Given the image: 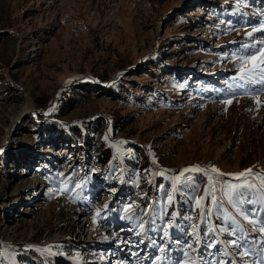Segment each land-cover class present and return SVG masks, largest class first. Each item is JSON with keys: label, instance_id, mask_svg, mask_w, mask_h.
<instances>
[{"label": "rangeland", "instance_id": "1", "mask_svg": "<svg viewBox=\"0 0 264 264\" xmlns=\"http://www.w3.org/2000/svg\"><path fill=\"white\" fill-rule=\"evenodd\" d=\"M261 40L264 0H0V264H264Z\"/></svg>", "mask_w": 264, "mask_h": 264}, {"label": "snow or ice", "instance_id": "2", "mask_svg": "<svg viewBox=\"0 0 264 264\" xmlns=\"http://www.w3.org/2000/svg\"><path fill=\"white\" fill-rule=\"evenodd\" d=\"M254 31H255V29H254ZM249 35H251V34L249 33ZM259 43L261 45H264V40L259 41ZM243 48L245 50V54L242 55L241 57H238L239 59L242 60V63L240 65V73H241L240 79L244 80V79H251L254 77H260L262 80H264V46L256 49L255 43H253L252 45H244ZM253 49H255V50H253ZM257 53L260 54V59L258 62H256ZM229 103H230V101H229ZM185 171H187V170H185ZM212 171L215 172V171H219V170L216 168H213ZM248 172H251V169H248L245 172L240 173L238 175L244 176ZM75 187L79 188L80 184H76ZM197 203L199 205L200 201H197ZM104 207L107 208V205H104ZM97 213L99 214V209H97ZM241 214L243 215L244 213L242 212ZM247 218L248 217L245 216V219H247ZM261 230L264 231V229H261ZM232 231L234 232L235 229H232ZM167 235H168L167 231H164V236H167ZM231 243L237 249H240L242 247L236 241H232ZM188 247L191 248V245H189ZM208 247H212V245L209 244ZM160 251L163 252L164 249L161 247ZM237 254L242 255V256H247L248 252L247 251H238ZM184 255L187 256L188 253L185 252ZM178 264H181V262H178ZM182 264H187V261L182 262ZM191 264H196V262L192 261Z\"/></svg>", "mask_w": 264, "mask_h": 264}, {"label": "bare ground", "instance_id": "3", "mask_svg": "<svg viewBox=\"0 0 264 264\" xmlns=\"http://www.w3.org/2000/svg\"><path fill=\"white\" fill-rule=\"evenodd\" d=\"M144 59H142V58H139L138 60H137V63L135 64V65H133V66H137L138 64H139V62H141V61H143ZM133 69V68H132ZM72 78V77H71ZM71 78H69L68 80H66L65 82H67V81H69ZM82 78H83V80H86V81H88V80H90L91 78L87 75V76H82ZM93 82H95V80H93ZM101 84V83H100ZM104 87H105V85H104ZM25 109V108H24ZM26 110V109H25ZM24 111V110H23ZM8 130H10V128H8V129H6V133H7V131ZM6 133H5V135L3 136V138H2V140H1V142H0V150L1 149H3L2 147L6 144V142H7V136H6Z\"/></svg>", "mask_w": 264, "mask_h": 264}]
</instances>
